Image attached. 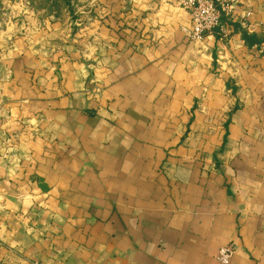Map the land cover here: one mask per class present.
I'll use <instances>...</instances> for the list:
<instances>
[{"label":"crops","instance_id":"obj_1","mask_svg":"<svg viewBox=\"0 0 264 264\" xmlns=\"http://www.w3.org/2000/svg\"><path fill=\"white\" fill-rule=\"evenodd\" d=\"M90 5L0 39V264H264V0Z\"/></svg>","mask_w":264,"mask_h":264},{"label":"rangeland","instance_id":"obj_2","mask_svg":"<svg viewBox=\"0 0 264 264\" xmlns=\"http://www.w3.org/2000/svg\"><path fill=\"white\" fill-rule=\"evenodd\" d=\"M97 0H0V39L7 35L27 38L33 31L65 33L78 26ZM68 2V3H67ZM28 7V9H27ZM48 21L49 23H47ZM56 27L57 30H54ZM58 27V28H57ZM5 76L0 69V78Z\"/></svg>","mask_w":264,"mask_h":264},{"label":"built area","instance_id":"obj_3","mask_svg":"<svg viewBox=\"0 0 264 264\" xmlns=\"http://www.w3.org/2000/svg\"><path fill=\"white\" fill-rule=\"evenodd\" d=\"M244 0H179L180 7L190 19L188 36L200 39L206 34L215 33L223 41L228 38L227 21L234 18L233 8ZM234 253L231 243L221 247L216 255L219 264H229Z\"/></svg>","mask_w":264,"mask_h":264},{"label":"trees","instance_id":"obj_4","mask_svg":"<svg viewBox=\"0 0 264 264\" xmlns=\"http://www.w3.org/2000/svg\"><path fill=\"white\" fill-rule=\"evenodd\" d=\"M67 1V0H64ZM68 3V2H67ZM246 43L249 45V40L245 38Z\"/></svg>","mask_w":264,"mask_h":264}]
</instances>
